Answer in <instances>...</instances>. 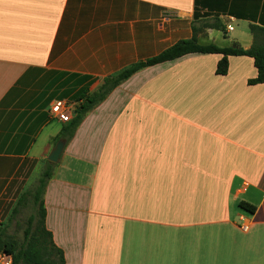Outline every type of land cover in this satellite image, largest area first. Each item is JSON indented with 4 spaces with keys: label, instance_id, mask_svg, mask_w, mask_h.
Here are the masks:
<instances>
[{
    "label": "crops",
    "instance_id": "0c3cea01",
    "mask_svg": "<svg viewBox=\"0 0 264 264\" xmlns=\"http://www.w3.org/2000/svg\"><path fill=\"white\" fill-rule=\"evenodd\" d=\"M250 24L264 0H0V232L62 138L53 101L193 35L248 48ZM221 57L137 70L63 138L42 197L65 264H264V82Z\"/></svg>",
    "mask_w": 264,
    "mask_h": 264
},
{
    "label": "trees",
    "instance_id": "16d2710c",
    "mask_svg": "<svg viewBox=\"0 0 264 264\" xmlns=\"http://www.w3.org/2000/svg\"><path fill=\"white\" fill-rule=\"evenodd\" d=\"M211 27L224 31V25L219 19H216L214 23L210 24ZM250 31L253 34V43L250 47L244 48L239 45H229V46H219L216 43H199L196 36L193 35L188 39H181L170 45L169 47L163 49L158 54L149 57L145 60L135 62L115 75L109 76L104 79L103 83L99 88L89 93L87 91L80 93L77 97V106L73 109L72 118L65 122L60 131V137L69 139L77 126L82 121L85 113L91 109L94 105L102 101L106 95L119 83L127 79L137 70L154 65L156 63L172 60L183 56L188 53L199 52V53H218L222 57L218 60L216 65L217 74H225L228 69V56H249L253 58L254 66L256 67L257 74L254 78L248 79L249 84H257L264 82V28L255 24L249 25ZM45 169L37 179V183L32 187V189L27 190L20 197L19 204L16 206L14 214L20 212L22 208L29 206L31 203L35 204L36 211H38V218L36 219L38 228L41 232V238L45 243V250L48 254L47 261L40 259V252L29 247L22 253V258L25 264H65L63 251L57 247L52 239L50 231L46 229L45 226V214L46 210L43 203V192L47 182V179L51 176L54 164L48 160H44ZM240 206L247 210L248 212H253L255 207L244 202L240 203ZM0 252H6L12 255V264H17L21 259V253L14 254V243L7 240V234L5 229L0 232Z\"/></svg>",
    "mask_w": 264,
    "mask_h": 264
},
{
    "label": "rangeland",
    "instance_id": "374dc122",
    "mask_svg": "<svg viewBox=\"0 0 264 264\" xmlns=\"http://www.w3.org/2000/svg\"><path fill=\"white\" fill-rule=\"evenodd\" d=\"M235 31H231L226 38L233 37ZM219 43H226V41H220ZM77 95V94H76ZM74 95L73 99L75 100V107L77 106V97ZM54 164V163H53ZM45 169V164L40 165V169L37 172V175L34 176L32 186L37 183L38 176L42 175L43 170ZM36 205L31 203L29 206L21 209L20 212L13 215L11 221L8 223L5 228V233L7 234V240L14 243V254L21 253V259L17 264H25L23 261L22 253L29 247H33L40 252V259L47 261L48 254L45 250V243L41 238V232L38 228L36 219L38 218V211H36ZM11 255V254H10ZM12 257V255H11Z\"/></svg>",
    "mask_w": 264,
    "mask_h": 264
},
{
    "label": "built area",
    "instance_id": "2783aa9c",
    "mask_svg": "<svg viewBox=\"0 0 264 264\" xmlns=\"http://www.w3.org/2000/svg\"><path fill=\"white\" fill-rule=\"evenodd\" d=\"M232 27L229 26L228 30ZM73 107L69 101L57 99L50 106V113L62 122H68L73 115ZM0 264H12V257L6 252H0Z\"/></svg>",
    "mask_w": 264,
    "mask_h": 264
},
{
    "label": "water",
    "instance_id": "95a60500",
    "mask_svg": "<svg viewBox=\"0 0 264 264\" xmlns=\"http://www.w3.org/2000/svg\"><path fill=\"white\" fill-rule=\"evenodd\" d=\"M65 139L60 138L56 141L55 145L53 146V148L51 149V151L49 152V154L47 155V160L52 162V163H56L59 159V156L63 150V147L65 145Z\"/></svg>",
    "mask_w": 264,
    "mask_h": 264
}]
</instances>
